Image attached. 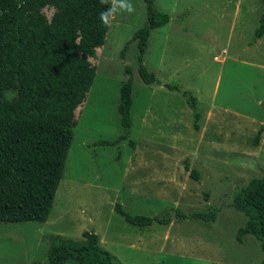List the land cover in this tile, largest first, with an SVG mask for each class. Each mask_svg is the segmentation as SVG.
<instances>
[{
    "label": "rangeland",
    "instance_id": "rangeland-1",
    "mask_svg": "<svg viewBox=\"0 0 264 264\" xmlns=\"http://www.w3.org/2000/svg\"><path fill=\"white\" fill-rule=\"evenodd\" d=\"M130 3L132 13L118 10L109 18L105 41L90 58L96 74L75 110L49 216L0 221V264H43L53 242L82 240L85 230L98 234L115 264H261L259 240L250 233L236 239L246 216L230 203L236 189L264 174V34L254 38L264 0H155L170 20L151 31L143 64L160 84H145L139 76L137 46L130 40L145 24L146 10L144 0ZM44 12L50 17L53 8ZM126 66L134 80L129 137L135 146L127 140L94 145L122 132L118 104ZM166 83L196 96L198 130L193 109ZM116 203L145 216L162 217L176 207L205 210L208 204L220 210L214 221L139 227L114 210Z\"/></svg>",
    "mask_w": 264,
    "mask_h": 264
},
{
    "label": "trees",
    "instance_id": "trees-1",
    "mask_svg": "<svg viewBox=\"0 0 264 264\" xmlns=\"http://www.w3.org/2000/svg\"><path fill=\"white\" fill-rule=\"evenodd\" d=\"M144 4L145 24L130 41L136 42L141 80L160 84L143 59L151 31L169 22L170 14L158 10L155 0H144ZM46 7L53 8L50 17L44 12ZM111 7L112 0H0V221L47 220L73 139L75 110L84 101L96 74L90 58L96 57L97 48L105 41L108 25L102 22L101 13ZM263 34L264 12L254 38ZM125 72L118 104L122 132L112 139H97L94 145L114 146L127 140L135 146L129 137L134 80L128 66ZM166 86L185 98L193 109V127L198 130L196 96L176 83ZM7 92H13V96L7 98ZM185 167L189 169L188 163ZM190 172L197 177L195 169ZM230 204L246 216L236 239L242 242L243 236L250 233L259 240L264 264V174L236 189ZM114 210L128 223L143 227L186 218L214 221L220 209L208 204L205 210L185 213L176 207L162 217L133 215L120 203ZM82 236V240L53 242L43 264H61L70 259L78 264H115L110 252L99 244L96 232L85 230Z\"/></svg>",
    "mask_w": 264,
    "mask_h": 264
},
{
    "label": "clouds",
    "instance_id": "clouds-1",
    "mask_svg": "<svg viewBox=\"0 0 264 264\" xmlns=\"http://www.w3.org/2000/svg\"><path fill=\"white\" fill-rule=\"evenodd\" d=\"M101 2H106V0H101ZM126 11L129 14L132 13L135 9L130 3V0H112V7L106 12L101 13V20L105 25L110 23V17H113L114 14L118 11Z\"/></svg>",
    "mask_w": 264,
    "mask_h": 264
},
{
    "label": "crops",
    "instance_id": "crops-1",
    "mask_svg": "<svg viewBox=\"0 0 264 264\" xmlns=\"http://www.w3.org/2000/svg\"><path fill=\"white\" fill-rule=\"evenodd\" d=\"M158 84V83H157Z\"/></svg>",
    "mask_w": 264,
    "mask_h": 264
}]
</instances>
